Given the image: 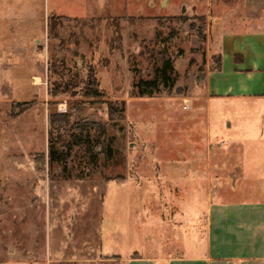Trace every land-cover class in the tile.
Listing matches in <instances>:
<instances>
[{"label": "rangeland", "instance_id": "rangeland-1", "mask_svg": "<svg viewBox=\"0 0 264 264\" xmlns=\"http://www.w3.org/2000/svg\"><path fill=\"white\" fill-rule=\"evenodd\" d=\"M251 1L0 0V264H128L111 258L187 253L186 232L171 217L190 205L192 185L155 173L161 161L190 156V144L204 150L205 120L190 114L203 110L218 31ZM164 48L174 86L131 96L134 82L154 77ZM90 69L105 96L82 101ZM106 98L125 101L123 119L109 120ZM52 109L105 123L113 154L94 147L91 129L92 156L65 134L64 160L49 164ZM226 120L213 111L211 158L232 164L247 152L232 151ZM240 128L261 129L256 119ZM255 132L249 144L262 142Z\"/></svg>", "mask_w": 264, "mask_h": 264}, {"label": "crops", "instance_id": "crops-1", "mask_svg": "<svg viewBox=\"0 0 264 264\" xmlns=\"http://www.w3.org/2000/svg\"><path fill=\"white\" fill-rule=\"evenodd\" d=\"M240 6H252V9L236 13L233 15L235 25L221 27L218 31L217 53L221 66L207 70L208 94L203 97V110L190 114L193 119L198 115L205 120L204 150L196 154L198 148L190 144L186 148L192 152L190 156L174 158L168 164L161 161L158 166L162 168L155 173L192 185L187 193L192 200L190 205L183 210L177 208L178 212L173 208L171 217L176 231L186 232V238L181 241L187 253L170 257L129 254L113 257L112 262L264 264V155H259L264 150V0ZM230 21L229 17L224 20ZM214 110L222 112L227 119L225 134L236 140L232 151L247 152L232 164L230 160L219 158L214 162L211 158ZM252 119L259 120L258 132L240 128L241 122ZM251 132L262 142L249 144L252 139H248L247 134ZM229 143L225 140L222 145ZM171 196L174 207L183 206L177 200L178 194L171 193Z\"/></svg>", "mask_w": 264, "mask_h": 264}, {"label": "trees", "instance_id": "trees-1", "mask_svg": "<svg viewBox=\"0 0 264 264\" xmlns=\"http://www.w3.org/2000/svg\"><path fill=\"white\" fill-rule=\"evenodd\" d=\"M53 24L56 26V24ZM86 23V22H84ZM164 48L161 51V63L155 68V75L151 79H139L133 84V90L131 96L137 97H152L159 93L162 89H171L175 84L173 78L174 66L170 54ZM221 66L220 55L217 56L215 69H219ZM54 67H56L54 65ZM51 96L57 94V90H51ZM105 91L101 89L100 79L96 76L95 71L90 69L85 86L83 87L82 97L86 101L88 99L104 98ZM96 101V100H95ZM103 101L107 105V113L110 121H119L125 116V101L112 100L106 98ZM83 102H77L76 104H82ZM48 127L50 135L49 144V164L53 161L64 160V156H61L59 146L63 145L65 141V134H70L74 137L75 142H83L87 146L85 147V156L89 157L93 154V148L91 147V140L84 134L85 131L95 129L97 137L95 139L94 147L100 148V151L107 153L106 155H112L111 140L108 139L106 134L105 123L101 121L97 122H85L78 117L76 110H66L65 112H59L56 109H52L48 116ZM106 136V137H105ZM44 162V159H42Z\"/></svg>", "mask_w": 264, "mask_h": 264}, {"label": "bare ground", "instance_id": "bare-ground-1", "mask_svg": "<svg viewBox=\"0 0 264 264\" xmlns=\"http://www.w3.org/2000/svg\"><path fill=\"white\" fill-rule=\"evenodd\" d=\"M35 84H40L41 83V78L39 76L34 78Z\"/></svg>", "mask_w": 264, "mask_h": 264}]
</instances>
